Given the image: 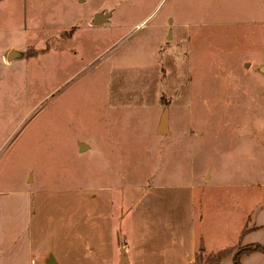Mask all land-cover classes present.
I'll return each instance as SVG.
<instances>
[{
    "label": "rangeland",
    "instance_id": "obj_1",
    "mask_svg": "<svg viewBox=\"0 0 264 264\" xmlns=\"http://www.w3.org/2000/svg\"><path fill=\"white\" fill-rule=\"evenodd\" d=\"M25 188L36 264H118L131 229L159 264H189L194 231L245 247L264 210V0H0V190Z\"/></svg>",
    "mask_w": 264,
    "mask_h": 264
},
{
    "label": "crops",
    "instance_id": "obj_2",
    "mask_svg": "<svg viewBox=\"0 0 264 264\" xmlns=\"http://www.w3.org/2000/svg\"><path fill=\"white\" fill-rule=\"evenodd\" d=\"M31 190L30 188L0 190V264H36L37 259L35 257L32 230L34 201ZM260 211V209H257L251 216H247V223L242 230L239 231L238 240L236 242L240 241L245 245L256 242L264 243V228H262L264 226V210ZM127 218L128 216H126V219ZM246 226L249 230L242 235V231ZM117 229V227L113 226L108 234L110 256L111 254L116 256L118 235L121 234V230ZM129 231L130 232L123 233L127 241L125 245L128 257L127 264L162 263L163 259H161V257L164 256L163 250H159L158 248L155 249L153 246L145 248V245H143L140 247L135 244L137 233L133 229ZM154 231V229H150L146 232V229H144L142 232H146L145 238H147V236L152 235ZM192 235L193 251L192 254L187 257L189 264H197L198 252H202L203 254L216 253L217 249H215L214 243L209 238H206L203 233L194 231ZM72 250L71 246L67 251L69 252ZM72 260L76 262V264H81L80 260L68 253L66 264H72ZM121 261L122 257L118 264H121ZM55 262L57 264L56 260ZM242 263L264 264V253L254 252L243 255ZM115 264H117V262ZM220 264H235L234 257L229 256Z\"/></svg>",
    "mask_w": 264,
    "mask_h": 264
},
{
    "label": "trees",
    "instance_id": "obj_3",
    "mask_svg": "<svg viewBox=\"0 0 264 264\" xmlns=\"http://www.w3.org/2000/svg\"><path fill=\"white\" fill-rule=\"evenodd\" d=\"M264 228V226L262 227ZM249 228L246 226L243 231L242 235L247 232ZM235 247H226L224 249L219 250L216 253H210L208 256L200 255L197 260V264H220L229 256L234 257L235 264H243L242 257L246 254H251L254 252H261L264 253V243H250L246 244L245 247L234 251Z\"/></svg>",
    "mask_w": 264,
    "mask_h": 264
},
{
    "label": "water",
    "instance_id": "obj_4",
    "mask_svg": "<svg viewBox=\"0 0 264 264\" xmlns=\"http://www.w3.org/2000/svg\"><path fill=\"white\" fill-rule=\"evenodd\" d=\"M95 24L96 25L101 24V16L100 15L96 16ZM17 56H18V51L13 50V51H11V55L9 56V60H12V59L16 58ZM85 148H86V145L85 144H81V150H84ZM127 262H128L127 253H126V251H124L123 254H122L121 264H127ZM49 264H56L55 259H54L53 256L50 257Z\"/></svg>",
    "mask_w": 264,
    "mask_h": 264
}]
</instances>
